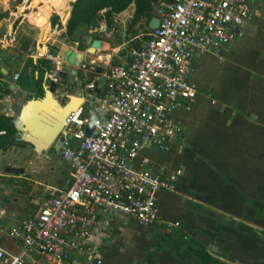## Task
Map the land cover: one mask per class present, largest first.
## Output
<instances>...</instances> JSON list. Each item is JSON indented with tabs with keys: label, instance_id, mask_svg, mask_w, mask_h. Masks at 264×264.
I'll return each mask as SVG.
<instances>
[{
	"label": "built area",
	"instance_id": "2783aa9c",
	"mask_svg": "<svg viewBox=\"0 0 264 264\" xmlns=\"http://www.w3.org/2000/svg\"><path fill=\"white\" fill-rule=\"evenodd\" d=\"M263 1L161 0L152 11L156 28L145 27L148 39L124 60L100 67L86 59L96 69L85 85L87 98L67 113L54 139L69 165L68 185L42 186L44 198L34 213L3 233L0 264H100L95 233L112 220L140 227L162 222L157 193L172 191L181 168L156 169L145 152L161 154L180 145L179 117L198 97L190 81L194 57L220 60ZM39 56L55 63L48 52Z\"/></svg>",
	"mask_w": 264,
	"mask_h": 264
},
{
	"label": "crops",
	"instance_id": "0c3cea01",
	"mask_svg": "<svg viewBox=\"0 0 264 264\" xmlns=\"http://www.w3.org/2000/svg\"><path fill=\"white\" fill-rule=\"evenodd\" d=\"M130 6L132 14L133 4L128 7ZM44 7L51 13L55 11L54 7L48 3L44 4ZM258 7L253 19L242 28L241 36L222 49L220 60L210 56L213 60L222 62L218 66V72L235 78V80L231 84H222L219 87V84H215L217 82L212 83L208 74H206V76L208 75L207 77L202 76V78L200 75L196 76L197 82L201 84V87H203V84H211L214 89H219L224 96L222 102L224 104L227 103L223 106V113H225L223 123L225 124L207 122V130L205 129L206 140L204 142H211L216 133L222 132L219 128L222 125L223 128H230V132L226 134L229 135V139L236 138L237 143H233L231 140L228 144H224L225 146L223 145L221 150L217 151L222 155L221 161L209 156V158L206 157L208 159H206V165L189 159V154H195L193 147L188 154H186L185 148L178 153L173 148L161 154L145 152L147 158L153 161L156 169L163 167L170 172L177 166L181 168V174L176 177L172 191H162L157 193L156 196L157 209L159 205L166 216H159L162 222L150 227H140L117 218L112 220L103 230L95 233L93 246L99 256L100 264H145L148 252L152 253L151 264H198L195 258L187 252L182 241L175 240L170 245H166L165 241L162 240L169 235L164 225L173 222L198 227L213 234L214 239L207 245V250L214 256H220L217 247L221 246L233 255L234 261L239 264H264V210L260 217H256L253 210L243 204L242 198L238 193L243 192L255 200L264 201V197L258 194V187L264 185V1ZM259 11L260 15H258ZM121 14L122 12L116 14L115 17L118 18ZM68 15L69 13L67 17ZM35 19L38 20V16ZM59 22L64 28L63 20H59ZM44 28L48 30V27ZM43 29L40 30V33H42ZM47 30L44 35H47ZM143 34L136 31L132 40H136L138 43L142 42ZM91 35L89 34V36ZM91 39L87 40V47ZM101 44L103 43L101 42ZM63 49L74 50L73 48L64 47ZM79 53L83 55L81 57L85 60L83 65L86 59L97 63L101 58L97 55L91 57L84 55L83 52ZM204 57L206 56L194 57L191 72L192 78L198 71L199 65L196 62H199ZM55 58L60 59L59 56ZM55 58L53 59L55 60ZM205 66H207V63L203 65V67ZM88 68L94 69V66H88ZM58 71L57 67L55 76ZM0 73L2 76L6 72L0 71ZM17 75L19 78L18 73ZM47 75L44 78H47ZM205 78L207 79L205 80ZM17 79L12 81L10 77V81H4L7 84L9 93L17 91L22 94L21 103L26 100L36 99L31 97L30 92H25L16 85ZM0 80H3V78L0 77ZM90 82L92 81L89 80L80 85L77 94L70 93L69 95L82 97L84 93L85 97H87L86 94L89 90L85 88V85ZM235 82L237 84H233ZM11 85H14V88L10 89ZM42 86H46L44 82ZM201 94L204 96V91L200 88L198 90L197 103L189 111L181 113L179 117L181 121L183 118H195L193 113L201 116L208 114L203 106H199L201 105V102L198 101L199 98L205 100ZM56 101L63 105L66 102V98L64 103H61V100ZM18 106L20 110L21 106ZM18 111L11 110V114L4 113L0 115L13 119ZM218 111L219 109L216 112ZM185 133L186 129L184 130V135ZM17 134L18 132L16 131L15 140L18 138ZM23 145L31 148L27 144ZM50 148L51 146L42 152H47ZM207 150L212 154V152H216V147L211 150L209 145ZM32 151L34 150L32 149ZM175 158H181L184 163H177L173 168L165 166L166 162ZM210 165L211 168L207 169L206 166L210 167ZM59 184L63 185V182H59ZM158 198L161 199L160 202ZM208 201L214 202L215 205ZM109 237L112 240L107 243L106 239Z\"/></svg>",
	"mask_w": 264,
	"mask_h": 264
},
{
	"label": "rangeland",
	"instance_id": "374dc122",
	"mask_svg": "<svg viewBox=\"0 0 264 264\" xmlns=\"http://www.w3.org/2000/svg\"><path fill=\"white\" fill-rule=\"evenodd\" d=\"M71 2L72 0L68 3L69 7L66 14L69 13ZM44 4L40 0H0V71L6 72L5 75H0L3 81H10V77L15 73L19 75L22 72L28 73L27 59L29 57L32 60L40 58L39 55L44 52L47 53L50 48H56L57 52L55 55H51L52 58L58 57L63 47L73 48L76 51L81 49L79 52H83L87 47V40L92 38L89 34H96L99 26L105 27L100 39L104 45L102 44L95 55L87 56L92 57L97 55L101 57V61L97 62L100 67H103L107 63L113 64L124 60L133 45L138 43V41L132 40L136 31L141 33L145 32L140 22L128 32L127 29L132 16V8L130 6L118 18L113 17L109 30L106 29V25L101 16L103 11H100L98 13L100 17L96 19L93 28L86 31L83 29L77 30L72 41H70L66 37H59L58 31L50 28L48 19L52 14L58 17V21L62 20L63 17L61 18L56 11L51 13L47 8L45 9ZM260 11L258 15H260ZM39 15H43L47 19V35H44L45 29L47 28L44 29L42 34L40 33V29L44 27V24H36L39 20L35 18ZM114 19L115 22L113 21ZM61 30L64 31V28L62 27ZM26 42L30 44L29 47L31 50L33 49L28 56L21 49V46ZM50 62L51 72L49 77L46 76L51 82L48 89L53 98L55 100H61V103H64V96L66 97L70 93L77 94L80 85L86 83V81H92L95 77L93 75L95 69L86 67L82 69L83 61L77 67L67 63L62 57L60 59L55 58V63ZM196 63L199 65L197 68L198 71H196L193 78L190 74V81L196 89L199 90L201 88L204 91V96L203 94L201 96L205 100L199 98L198 101L201 102L199 106H203L208 114L201 116L200 114L193 113L195 118H183V128L186 129V133L180 145H175L173 149L178 153L181 149L185 148L187 151L186 154H188L192 151L193 147L195 154H189V159L199 161L201 164L206 165V157L209 158V156L221 161L222 155L217 151H220L221 147L224 144H228L231 140L233 143H237V139H229V135L226 133L230 132V128L222 127L225 124L223 123L225 120L223 106L227 104L222 102L224 97L222 92L219 89H214L211 84H203V87H201V84L197 82L196 76L200 75L202 78V76L208 74L212 83L217 82L215 84H219V87L222 84H231L235 78L218 72V66L222 62L215 61L210 56H206ZM206 63L207 66L203 67ZM57 67L59 71L55 76ZM196 82L197 84H195ZM233 84H237V82ZM97 85L101 87V82L98 81ZM21 96L22 94L16 91L15 93H9L2 97L0 99V114H11V110L17 112L19 110L18 105L21 106L24 104L20 101ZM82 97L87 98L84 93ZM96 97L101 99L100 97L102 95L97 93ZM210 101H213V103H210ZM101 104L102 101L97 102L96 108H101ZM217 109H219L218 112H216ZM207 122L222 124L219 126L222 132L216 133L211 142H204L206 140L205 129L207 130ZM216 136L218 137L216 138ZM209 145L211 150L216 147V152L213 153L211 151L212 154L209 153L210 151L207 150ZM177 163L182 164L184 162L181 158H175L166 162L165 166L173 168ZM206 168L210 169L211 165L210 167L206 166ZM69 170L68 163L61 158L58 149L54 145L47 152L41 153L32 151L31 148L22 143H15L6 150L0 151V242L4 241L3 233L10 225L34 213L44 198L41 192L42 186L49 185L55 188H64L67 185ZM59 182H63V185H58ZM258 194L264 197V185L258 187ZM160 200L158 198L159 202ZM208 202L214 204L212 201ZM158 210L160 217L166 216L164 210L162 212V208L159 205ZM111 240L112 238L109 237L106 239V242L108 243Z\"/></svg>",
	"mask_w": 264,
	"mask_h": 264
},
{
	"label": "trees",
	"instance_id": "16d2710c",
	"mask_svg": "<svg viewBox=\"0 0 264 264\" xmlns=\"http://www.w3.org/2000/svg\"><path fill=\"white\" fill-rule=\"evenodd\" d=\"M40 1L42 3H48L52 5L56 13H58L61 18L65 17L66 19V11L69 7L68 3L71 0ZM160 1L161 0H75V2L70 4L71 9L64 31H60L62 27L58 21V17L55 14H52L49 17L48 22L51 29L60 31L58 33L59 37H66L72 41L77 30L83 29L86 31L93 28L96 19L100 17V15H98L100 11H103L101 16L104 24L106 25V29L109 30L112 25L113 17L116 14L123 12L130 4H133V13L127 30L129 32L132 27L140 22V24L145 29V32L143 33L148 34L150 31H148V29L145 27H147L150 18L153 16L151 12L152 7L158 4ZM142 39V42H144L148 39V37L143 36ZM139 44L140 43L134 44L132 48L137 49ZM29 45L30 44L26 42L21 46L22 52L27 55L33 50H31ZM78 51H81V49ZM47 52L50 55H55L56 48H50V50ZM81 55V53L76 52V63L80 59ZM26 64L28 73H20L19 78L17 77L18 79L15 83L21 90L30 92L32 98H39L43 95L42 83L44 82L48 87L51 85L50 80L44 78L46 74L51 72V62L43 58L32 60L29 57ZM8 93L9 89L7 88V84L4 83L3 80H0V99L2 96ZM82 116H84V111ZM11 121V117L0 115V151H4L9 146L14 144L16 130L13 127ZM238 193L242 198L243 204L251 208L256 217H260L264 210V201L255 200L253 197L243 192ZM168 234L169 235L166 239H162L165 241L166 245H170L175 240L182 241L187 252L195 258L198 264H219V262L213 257L214 255L210 254V252L207 250V245L214 239L213 234L198 227H191L183 224H177L176 227H170L168 229ZM217 251L220 256L225 257L227 260H234V256L231 255L224 247L218 246ZM151 258L152 253L148 252L146 254L145 264H151Z\"/></svg>",
	"mask_w": 264,
	"mask_h": 264
},
{
	"label": "water",
	"instance_id": "95a60500",
	"mask_svg": "<svg viewBox=\"0 0 264 264\" xmlns=\"http://www.w3.org/2000/svg\"><path fill=\"white\" fill-rule=\"evenodd\" d=\"M73 2H75V0H72L71 3ZM68 17L65 20L64 29L66 27ZM157 24V18L152 17L147 27L152 31L156 28ZM101 34V32H97L95 37L89 41V46L83 50L84 55H95L98 52L101 48ZM74 54V51H71L70 54H64L63 60L74 67H77L79 65V61L84 62L85 60L83 57H80L77 65L75 66L73 64ZM12 88H14V85L10 86V89ZM42 89L43 95L36 99L26 100L24 104L21 105L19 112L14 115V118L11 121L13 127L18 132V138L15 142L27 144L34 151L38 152L45 151L52 145L57 147V143L54 142V139L63 126L65 116L69 111L77 110L82 101V97L68 95L65 97L66 102L61 105L52 97L48 87L42 86ZM30 106L32 107L30 108ZM39 106H42V108ZM85 130L89 131V127ZM213 257L221 264H239L235 261H229L223 257Z\"/></svg>",
	"mask_w": 264,
	"mask_h": 264
},
{
	"label": "bare ground",
	"instance_id": "6f19581e",
	"mask_svg": "<svg viewBox=\"0 0 264 264\" xmlns=\"http://www.w3.org/2000/svg\"><path fill=\"white\" fill-rule=\"evenodd\" d=\"M38 20H39V21H38L36 24H41V23H43V24H44V27H47L48 24L46 23V19L44 18L43 15H42V16L39 15V16H38ZM44 27H43V28H44ZM43 28H41V29H43ZM41 29H40V30H41ZM103 45H104V44H103ZM101 46H102V44H101ZM39 51H41V50H39ZM66 52L71 53V51H69V50H65V49L62 48L61 53L59 54V56L63 58V55H64V54H68V53H66ZM74 53H75L74 56L76 57V52H74ZM78 53H79V52H78ZM75 59H76V58H74V60H73L74 62H75ZM74 62H73L74 65H76V64L78 63V62H77V63H76V62L74 63ZM41 105H43V104H41ZM31 107H32V106H30V108H31ZM39 107L42 108V106H39Z\"/></svg>",
	"mask_w": 264,
	"mask_h": 264
},
{
	"label": "flooded vegetation",
	"instance_id": "af4514ba",
	"mask_svg": "<svg viewBox=\"0 0 264 264\" xmlns=\"http://www.w3.org/2000/svg\"><path fill=\"white\" fill-rule=\"evenodd\" d=\"M46 30H47V29H45V32H44V33H46ZM97 32H101V33H102V32H104V31L97 30ZM97 32H96V34H97ZM96 34L94 33V35H91V36H92V39L95 37ZM101 36H102V34H101ZM92 39H91V40H92ZM85 67L88 68V65L86 64V62H85V64L83 65L82 69H85ZM95 70H96V69H95ZM58 101H59V100H58ZM218 257H223V256H218ZM223 258H225V257H223ZM233 261H234V260H233Z\"/></svg>",
	"mask_w": 264,
	"mask_h": 264
}]
</instances>
